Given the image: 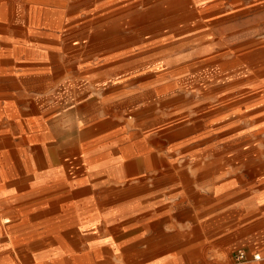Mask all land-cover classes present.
<instances>
[{"label":"rangeland","instance_id":"374dc122","mask_svg":"<svg viewBox=\"0 0 264 264\" xmlns=\"http://www.w3.org/2000/svg\"><path fill=\"white\" fill-rule=\"evenodd\" d=\"M220 174L264 175V0H0V264H117Z\"/></svg>","mask_w":264,"mask_h":264},{"label":"crops","instance_id":"0c3cea01","mask_svg":"<svg viewBox=\"0 0 264 264\" xmlns=\"http://www.w3.org/2000/svg\"><path fill=\"white\" fill-rule=\"evenodd\" d=\"M215 178L220 181L218 187L223 191L224 203L227 204L215 213L212 212V207L207 208L206 215L202 216L203 221L198 220L194 223L187 221L177 226H166L163 229L162 222L157 220L152 223L155 224L156 233L146 232L143 236L141 235L140 240H143V244L139 253L129 250L126 254H122L123 258L119 256L117 264H197V260L204 263L212 262L211 254L206 253L205 250L200 251L197 259L193 258L186 249L185 245L189 240L196 237L201 239L199 242L203 245L201 249H204L210 242H217L221 247L220 256L223 258L231 255L234 260L235 253L242 249L249 257V262L245 264H264V175L253 177L251 181L245 180L246 177L238 174L235 176L220 174ZM191 188H193L192 192L197 194L196 197L204 195L194 185ZM166 189L158 190V193ZM170 190L181 193L185 191L180 184L172 185ZM156 198L159 199L160 194H157ZM156 203L165 204L162 200H157ZM182 204L187 212L191 211V201H183ZM211 221H214L216 226L210 227L209 222ZM15 228L19 227L15 226ZM212 231H217L213 237L211 236ZM11 234L13 237L17 235L16 232ZM18 235L23 234L19 232ZM210 238L213 239L210 240ZM124 244L123 241L119 242V245L115 243L121 249ZM254 255H259L260 258L254 259ZM21 256L18 257V263H21V258H23L28 260L27 264H38L36 258L29 253H23Z\"/></svg>","mask_w":264,"mask_h":264},{"label":"built area","instance_id":"2783aa9c","mask_svg":"<svg viewBox=\"0 0 264 264\" xmlns=\"http://www.w3.org/2000/svg\"><path fill=\"white\" fill-rule=\"evenodd\" d=\"M253 257L254 259L260 258L259 255H254ZM247 262H249V257L247 253L242 249L238 250L234 255V263L235 264H245Z\"/></svg>","mask_w":264,"mask_h":264}]
</instances>
